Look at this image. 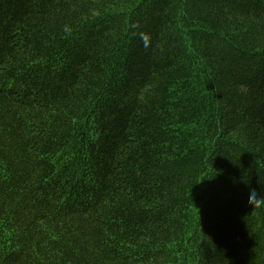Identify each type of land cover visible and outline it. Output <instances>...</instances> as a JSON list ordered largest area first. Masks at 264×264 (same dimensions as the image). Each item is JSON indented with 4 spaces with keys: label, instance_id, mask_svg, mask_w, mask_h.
<instances>
[{
    "label": "trees",
    "instance_id": "trees-1",
    "mask_svg": "<svg viewBox=\"0 0 264 264\" xmlns=\"http://www.w3.org/2000/svg\"><path fill=\"white\" fill-rule=\"evenodd\" d=\"M264 0H0V264H264Z\"/></svg>",
    "mask_w": 264,
    "mask_h": 264
},
{
    "label": "clouds",
    "instance_id": "clouds-1",
    "mask_svg": "<svg viewBox=\"0 0 264 264\" xmlns=\"http://www.w3.org/2000/svg\"><path fill=\"white\" fill-rule=\"evenodd\" d=\"M245 205L252 208L264 207V185L259 189L247 188V194L245 196Z\"/></svg>",
    "mask_w": 264,
    "mask_h": 264
}]
</instances>
